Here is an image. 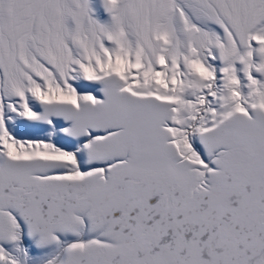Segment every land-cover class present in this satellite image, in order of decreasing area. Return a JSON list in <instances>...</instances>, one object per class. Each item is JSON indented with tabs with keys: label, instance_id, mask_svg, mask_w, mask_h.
<instances>
[{
	"label": "snow or ice",
	"instance_id": "6c2138e0",
	"mask_svg": "<svg viewBox=\"0 0 264 264\" xmlns=\"http://www.w3.org/2000/svg\"><path fill=\"white\" fill-rule=\"evenodd\" d=\"M0 264H264V0H0Z\"/></svg>",
	"mask_w": 264,
	"mask_h": 264
}]
</instances>
